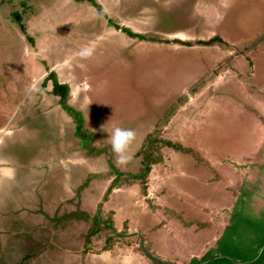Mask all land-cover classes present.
Instances as JSON below:
<instances>
[{"label":"rangeland","instance_id":"1","mask_svg":"<svg viewBox=\"0 0 264 264\" xmlns=\"http://www.w3.org/2000/svg\"><path fill=\"white\" fill-rule=\"evenodd\" d=\"M92 1L104 16L90 0H0V264H184L247 180L264 193L247 168L264 161V0ZM116 126L137 132L126 166ZM149 134L192 154L162 148L136 179Z\"/></svg>","mask_w":264,"mask_h":264},{"label":"trees","instance_id":"2","mask_svg":"<svg viewBox=\"0 0 264 264\" xmlns=\"http://www.w3.org/2000/svg\"><path fill=\"white\" fill-rule=\"evenodd\" d=\"M100 16H104L103 10L99 5L90 0ZM17 21H20L18 15H14ZM110 25L113 23L108 22ZM21 26V25H20ZM127 36L139 41L151 43H160L164 40L156 36H145L143 34H135L130 29H121ZM219 41L216 36L207 41H196V44L203 46H214ZM184 46H189L192 42L174 41ZM52 83V95L59 98V105L64 111L72 113V110L65 104L68 95V87L65 84H58L54 73L47 75L45 81ZM44 85V84H43ZM73 119L77 123L78 131L80 130L81 118L77 113H72ZM158 136L152 134L147 135L143 145L136 152V156L140 158V169L136 175V179H146L150 168L154 165L162 163V148H170L176 152L190 153L179 144H174L169 140H159ZM86 138L81 140V145ZM257 167V165H254ZM251 167V168H250ZM237 169H242L241 166H235ZM247 168H254L251 165ZM260 175L264 173V164L258 167ZM114 183L115 180H112ZM141 190L145 193L144 185H140ZM257 186V185H256ZM254 184H244L237 192L235 203L233 204L229 214L227 223L224 226L220 237L216 240L213 246L208 248L200 258H193L188 264H264V204L255 203L256 200L264 202V193H259ZM263 249V250H262Z\"/></svg>","mask_w":264,"mask_h":264},{"label":"clouds","instance_id":"3","mask_svg":"<svg viewBox=\"0 0 264 264\" xmlns=\"http://www.w3.org/2000/svg\"><path fill=\"white\" fill-rule=\"evenodd\" d=\"M208 47V46H207ZM95 48L92 46L82 47L77 56L81 60H89L93 58ZM43 89L38 84L32 85L25 90V95L29 101H35L36 94L42 93ZM95 131V130H94ZM110 144L112 152L115 155V163L118 166H126L130 163L132 156L129 154V148L137 137V132L132 128H124L120 126L114 127L110 132ZM227 223V222H226Z\"/></svg>","mask_w":264,"mask_h":264},{"label":"crops","instance_id":"4","mask_svg":"<svg viewBox=\"0 0 264 264\" xmlns=\"http://www.w3.org/2000/svg\"><path fill=\"white\" fill-rule=\"evenodd\" d=\"M159 165V164H158ZM257 201V200H256ZM259 201V200H258ZM259 204H264V202H262V201H259L258 202ZM226 225V224H225ZM224 225V226H225ZM224 226L219 230V233H218V235H216V237H214V238H212V240L207 244V242H206V244L204 245V246H202L201 248H202V252L201 253H197V254H193V252L192 253H190V255H188L189 257H188V259L185 261L186 263H184V264H188L189 262H190V260L191 259H193V258H200L203 254H204V252L206 251V250H208V248H210L211 246H213L214 245V243L216 242V240L220 237V235H221V233H222V230H223V228H224ZM160 256L161 257H164L166 260H164V261H169L171 264H181V262L180 261H178V259H177V257H167L166 255H163L162 253H160ZM123 264H126L125 262L123 263Z\"/></svg>","mask_w":264,"mask_h":264},{"label":"flooded vegetation","instance_id":"5","mask_svg":"<svg viewBox=\"0 0 264 264\" xmlns=\"http://www.w3.org/2000/svg\"><path fill=\"white\" fill-rule=\"evenodd\" d=\"M263 148H264V145H263ZM262 151V150H261ZM258 158V157H257ZM256 160V159H255ZM258 164L257 167H254V169L252 171H256V173H260V169L258 167H260L261 165H263L264 161L260 164V160L257 161ZM253 165V164H252ZM235 166H237V164H235ZM240 166V165H239ZM260 175V174H259ZM264 175V173L262 175H260L258 178L260 179V181L262 182V176ZM248 182H250V184H252V180H247ZM262 189H264V186L262 185L261 186ZM236 200V199H235ZM261 201V200H259ZM235 203V201L233 202V204ZM233 206V205H232ZM230 212V211H229ZM229 214V213H228ZM228 216V215H227Z\"/></svg>","mask_w":264,"mask_h":264},{"label":"water","instance_id":"6","mask_svg":"<svg viewBox=\"0 0 264 264\" xmlns=\"http://www.w3.org/2000/svg\"><path fill=\"white\" fill-rule=\"evenodd\" d=\"M172 41H173V39H172V38H170V39H169V42H170V43H172ZM263 249H264V248H263ZM263 249H262V250H263Z\"/></svg>","mask_w":264,"mask_h":264}]
</instances>
